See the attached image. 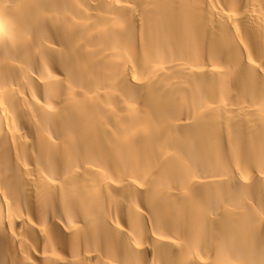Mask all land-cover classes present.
I'll return each instance as SVG.
<instances>
[{
    "label": "bare ground",
    "instance_id": "bare-ground-1",
    "mask_svg": "<svg viewBox=\"0 0 264 264\" xmlns=\"http://www.w3.org/2000/svg\"><path fill=\"white\" fill-rule=\"evenodd\" d=\"M0 264H264V0H0Z\"/></svg>",
    "mask_w": 264,
    "mask_h": 264
}]
</instances>
